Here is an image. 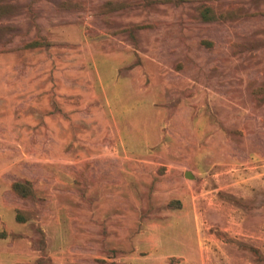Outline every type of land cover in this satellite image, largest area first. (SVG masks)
<instances>
[{"label": "rangeland", "instance_id": "374dc122", "mask_svg": "<svg viewBox=\"0 0 264 264\" xmlns=\"http://www.w3.org/2000/svg\"><path fill=\"white\" fill-rule=\"evenodd\" d=\"M0 196L26 264H264V0H0Z\"/></svg>", "mask_w": 264, "mask_h": 264}, {"label": "crops", "instance_id": "0c3cea01", "mask_svg": "<svg viewBox=\"0 0 264 264\" xmlns=\"http://www.w3.org/2000/svg\"><path fill=\"white\" fill-rule=\"evenodd\" d=\"M18 224L10 205L4 203L0 196V233L5 232L7 237L0 238V264H26L32 263L35 259V252L19 253L12 249L10 243V234L16 233L13 230L14 225Z\"/></svg>", "mask_w": 264, "mask_h": 264}, {"label": "trees", "instance_id": "16d2710c", "mask_svg": "<svg viewBox=\"0 0 264 264\" xmlns=\"http://www.w3.org/2000/svg\"><path fill=\"white\" fill-rule=\"evenodd\" d=\"M169 1V0H166ZM201 17L204 20H210L212 19V15H211V11L209 9L204 10L201 13ZM40 45H42L39 41H32L30 43H28L26 46L28 48H36L39 47ZM11 191L18 197L21 198H28V197H32L33 196V192H32V188H31V184L27 181H15L11 184ZM16 222H22L23 219L20 218L18 215H16L15 217ZM7 237V234L5 232L0 233V238H5ZM31 249L38 251L41 255H42V243L38 241H32L31 243ZM42 260L39 258L36 264H42Z\"/></svg>", "mask_w": 264, "mask_h": 264}, {"label": "water", "instance_id": "95a60500", "mask_svg": "<svg viewBox=\"0 0 264 264\" xmlns=\"http://www.w3.org/2000/svg\"><path fill=\"white\" fill-rule=\"evenodd\" d=\"M185 177H186V178H191V175H190L189 173H186V174H185Z\"/></svg>", "mask_w": 264, "mask_h": 264}]
</instances>
